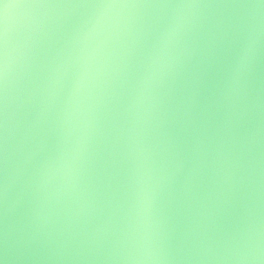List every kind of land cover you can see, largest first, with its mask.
Instances as JSON below:
<instances>
[{"label": "clouds", "instance_id": "clouds-1", "mask_svg": "<svg viewBox=\"0 0 264 264\" xmlns=\"http://www.w3.org/2000/svg\"><path fill=\"white\" fill-rule=\"evenodd\" d=\"M6 15L0 88L37 122L12 184L36 222L10 259L59 264H264V0H38ZM220 117L216 166L242 221L222 235L176 233L185 159L175 130L205 92ZM206 98V97H204ZM117 177L110 223L89 230L101 174ZM43 253L37 256L36 253ZM3 264V261H0Z\"/></svg>", "mask_w": 264, "mask_h": 264}, {"label": "water", "instance_id": "water-1", "mask_svg": "<svg viewBox=\"0 0 264 264\" xmlns=\"http://www.w3.org/2000/svg\"><path fill=\"white\" fill-rule=\"evenodd\" d=\"M210 3H229L233 0H207ZM261 81L264 83V57L260 65ZM206 97V98H204ZM195 115L175 130L179 146L185 159L180 177V201L173 212L172 223L176 233L188 236L200 232L222 235L234 230L242 221L239 201L226 196L222 190L216 166V150L222 129L220 117L211 107V93L205 92ZM37 122V110L26 106L18 110L10 105L7 123L3 100L0 103V261L3 264H59L41 259H10L5 256V247L14 237L36 222L33 201L18 191L12 184L7 196L5 147L7 143V174L10 177L17 159L21 141L30 137ZM118 178L101 174L97 207L86 218L84 224L89 230L103 231L110 223L108 198L118 188ZM37 256L43 253H36ZM100 264V262H82Z\"/></svg>", "mask_w": 264, "mask_h": 264}, {"label": "snow or ice", "instance_id": "snow-or-ice-1", "mask_svg": "<svg viewBox=\"0 0 264 264\" xmlns=\"http://www.w3.org/2000/svg\"><path fill=\"white\" fill-rule=\"evenodd\" d=\"M38 0H0V38H2V33H3V26H4V21L6 18V15L9 17L12 15L6 14L3 8V5L5 3L12 5L13 9H16L18 6L25 5V4H31V3H36ZM0 73H2V54H0ZM2 88H0V103H2Z\"/></svg>", "mask_w": 264, "mask_h": 264}]
</instances>
